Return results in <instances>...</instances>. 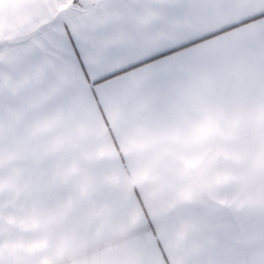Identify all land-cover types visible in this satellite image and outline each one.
Segmentation results:
<instances>
[{
  "label": "snow or ice",
  "instance_id": "obj_1",
  "mask_svg": "<svg viewBox=\"0 0 264 264\" xmlns=\"http://www.w3.org/2000/svg\"><path fill=\"white\" fill-rule=\"evenodd\" d=\"M0 264H264V0H0Z\"/></svg>",
  "mask_w": 264,
  "mask_h": 264
}]
</instances>
